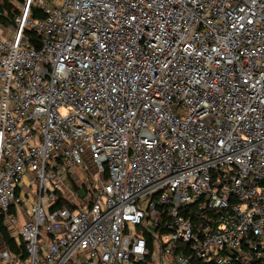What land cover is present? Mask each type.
Returning a JSON list of instances; mask_svg holds the SVG:
<instances>
[{"label": "built area", "instance_id": "1", "mask_svg": "<svg viewBox=\"0 0 264 264\" xmlns=\"http://www.w3.org/2000/svg\"><path fill=\"white\" fill-rule=\"evenodd\" d=\"M0 214V264L264 263V0H0Z\"/></svg>", "mask_w": 264, "mask_h": 264}, {"label": "rangeland", "instance_id": "2", "mask_svg": "<svg viewBox=\"0 0 264 264\" xmlns=\"http://www.w3.org/2000/svg\"><path fill=\"white\" fill-rule=\"evenodd\" d=\"M91 162L88 160L86 163V170L79 169L77 171V175L80 177L77 179L76 184H80L83 182L85 185L88 182L97 180L96 173L91 168ZM82 174V176H81ZM35 174L33 172L28 171L23 180L20 183V195L23 197V208H25L30 213L31 205L36 201L37 195V183L34 180ZM76 184L73 183L72 179L69 177L64 178L63 185L73 194L78 196H84L86 194L85 187L76 188ZM18 210L21 211V207L17 206ZM25 220L22 212L20 213L19 222H23Z\"/></svg>", "mask_w": 264, "mask_h": 264}, {"label": "trees", "instance_id": "3", "mask_svg": "<svg viewBox=\"0 0 264 264\" xmlns=\"http://www.w3.org/2000/svg\"><path fill=\"white\" fill-rule=\"evenodd\" d=\"M76 188H77V186H76ZM61 206H63L61 201H58L55 204V207H61ZM65 206H68L69 208H75L76 204H68L67 203V204H65ZM143 235L146 236L148 241H150L149 236L146 233H143ZM0 240H2L10 250L15 251V252H17L20 247L21 248L23 247L22 243L18 247L15 237L9 233L6 225L4 224V219H3V216L1 214H0ZM190 264H216V263L205 262V261H201L198 259H191ZM252 264H264V263L260 262V261H253Z\"/></svg>", "mask_w": 264, "mask_h": 264}]
</instances>
